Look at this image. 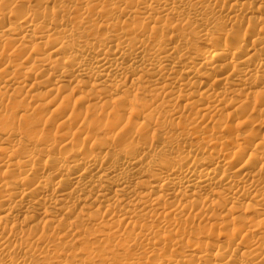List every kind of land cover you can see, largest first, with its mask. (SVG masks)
I'll use <instances>...</instances> for the list:
<instances>
[{"label":"bare ground","instance_id":"6f19581e","mask_svg":"<svg viewBox=\"0 0 264 264\" xmlns=\"http://www.w3.org/2000/svg\"><path fill=\"white\" fill-rule=\"evenodd\" d=\"M0 264H264V0H0Z\"/></svg>","mask_w":264,"mask_h":264},{"label":"rangeland","instance_id":"374dc122","mask_svg":"<svg viewBox=\"0 0 264 264\" xmlns=\"http://www.w3.org/2000/svg\"><path fill=\"white\" fill-rule=\"evenodd\" d=\"M44 131L52 133L54 131V129L47 126V127H45Z\"/></svg>","mask_w":264,"mask_h":264}]
</instances>
